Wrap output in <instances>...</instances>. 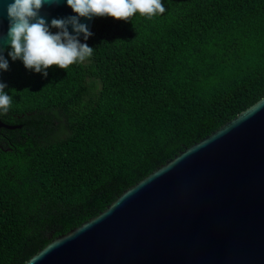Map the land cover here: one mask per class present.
<instances>
[{"label": "trees", "instance_id": "16d2710c", "mask_svg": "<svg viewBox=\"0 0 264 264\" xmlns=\"http://www.w3.org/2000/svg\"><path fill=\"white\" fill-rule=\"evenodd\" d=\"M95 17L91 57L47 76L8 55L0 264H25L264 97V0H162ZM53 33L57 29H51Z\"/></svg>", "mask_w": 264, "mask_h": 264}, {"label": "water", "instance_id": "95a60500", "mask_svg": "<svg viewBox=\"0 0 264 264\" xmlns=\"http://www.w3.org/2000/svg\"><path fill=\"white\" fill-rule=\"evenodd\" d=\"M11 2L0 0L2 56ZM39 14L76 15L66 0ZM94 19L79 22L91 32ZM21 127L0 118V130ZM25 264H264V97Z\"/></svg>", "mask_w": 264, "mask_h": 264}, {"label": "clouds", "instance_id": "9594fccd", "mask_svg": "<svg viewBox=\"0 0 264 264\" xmlns=\"http://www.w3.org/2000/svg\"><path fill=\"white\" fill-rule=\"evenodd\" d=\"M59 0H14L7 6L9 28L6 34L13 61L21 60L26 69L47 76V69L56 66L68 69L71 65L82 63L91 57L93 48L81 43L83 34L86 41L92 33L80 18L112 17L129 21L139 13L148 19L165 13L162 0H66L67 6L76 14L66 18H53L49 25L40 16L44 5L58 3ZM71 25L75 35L70 34ZM51 29H57L55 33ZM8 60L0 55V70L7 71ZM6 85L0 83V110L8 112L12 96L4 92Z\"/></svg>", "mask_w": 264, "mask_h": 264}]
</instances>
